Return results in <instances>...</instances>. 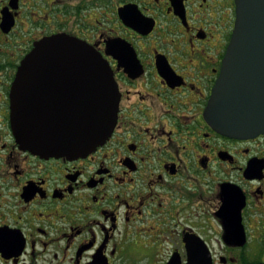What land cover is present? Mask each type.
<instances>
[{
	"label": "flooded vegetation",
	"instance_id": "af4514ba",
	"mask_svg": "<svg viewBox=\"0 0 264 264\" xmlns=\"http://www.w3.org/2000/svg\"><path fill=\"white\" fill-rule=\"evenodd\" d=\"M235 22V0H0V264H263L264 133L228 137L205 116ZM38 48L58 66L27 73L34 111L101 101L84 53L114 84L112 131L85 155L13 135L12 89Z\"/></svg>",
	"mask_w": 264,
	"mask_h": 264
},
{
	"label": "water",
	"instance_id": "95a60500",
	"mask_svg": "<svg viewBox=\"0 0 264 264\" xmlns=\"http://www.w3.org/2000/svg\"><path fill=\"white\" fill-rule=\"evenodd\" d=\"M235 5V28L205 116L225 136L250 138L264 133V0H235ZM53 56H47L42 48L31 53L12 89L11 129L19 145L31 153L78 157L110 135L116 114L112 103L115 87L104 64L91 52L84 53L80 66L88 72V94L100 93L101 101L94 98L92 109L73 107L61 118H54L52 112L34 111L36 81L27 73L53 71L52 67L58 66L48 58ZM40 57L49 61L42 63ZM232 217L227 227L231 236L237 237L241 235L239 215Z\"/></svg>",
	"mask_w": 264,
	"mask_h": 264
}]
</instances>
